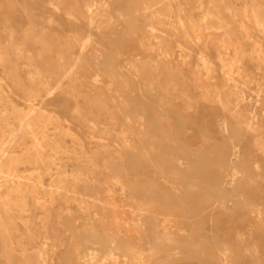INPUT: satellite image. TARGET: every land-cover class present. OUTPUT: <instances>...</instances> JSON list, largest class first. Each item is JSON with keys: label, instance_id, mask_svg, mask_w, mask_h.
I'll use <instances>...</instances> for the list:
<instances>
[{"label": "bare ground", "instance_id": "bare-ground-1", "mask_svg": "<svg viewBox=\"0 0 264 264\" xmlns=\"http://www.w3.org/2000/svg\"><path fill=\"white\" fill-rule=\"evenodd\" d=\"M231 1L0 0V264H264V205L234 220L230 207L254 194L236 192L241 153L216 140L250 137L264 156L252 110H264V77L255 98L243 88L251 68L264 70V46L232 30L264 32V4L245 0L234 13ZM4 85L31 105L19 108ZM200 100L220 114L197 134ZM207 154L219 162L209 166ZM134 158L159 165L154 174L175 160L174 179L187 165L210 171L214 185L186 180V191L232 186L205 210L233 220L184 218L174 210L194 204L155 181L137 185ZM117 191H141L123 236L107 221Z\"/></svg>", "mask_w": 264, "mask_h": 264}, {"label": "rangeland", "instance_id": "rangeland-1", "mask_svg": "<svg viewBox=\"0 0 264 264\" xmlns=\"http://www.w3.org/2000/svg\"><path fill=\"white\" fill-rule=\"evenodd\" d=\"M245 0H233L231 1V3L234 6V13H241L242 12V3ZM247 2H253V1H257L260 2L262 4H264V0H246ZM240 17V16H239ZM250 23V22H249ZM247 31H243L240 32L239 31V26L237 24L233 25V31L234 33L237 34H241V35H245L248 34L250 36H252L253 38H255L254 40L256 42L261 43L264 46V32L260 31L258 27H256L255 25H253L252 23H250L248 26ZM253 40H245L243 41L244 44H246V46L249 47V45L253 44V42H255ZM249 49V48H247ZM264 49V48H263ZM176 50H179V48H176ZM216 55H214L212 57V61L216 62L217 59L215 57ZM251 77L252 79H250L251 81L248 82L246 84V86H244V90L247 93L248 96V100L255 98L258 94L259 89L261 88V86H257L256 83H261L260 82V78L264 77V70L262 69H257L255 67L251 68ZM4 76V72L3 70L0 68V77ZM189 77V75H188ZM7 85H4V90L5 92L8 94H10V98L13 99L15 101V103L19 106V108H26V105H31L30 103L26 102L24 99L23 94L19 93L16 90H13L10 87H6ZM49 98L53 101L58 100L60 98V94L55 92L52 95L49 96ZM35 105L40 104L39 100L34 101L33 102ZM44 107V109L48 110L52 115L54 116H62V113L60 111V109L58 108H54V106L50 105H44L42 106ZM204 107V103L202 100H200V108ZM205 110L207 111V115L205 120H200L197 119V125H194L193 123L191 124L192 126H189L192 128V130H194L197 134L200 133L199 130H201V128H207V124L211 125L213 128L215 127V117L216 115H219V109L217 107H212L210 104H205ZM253 112L257 113L258 116V121H260V123H262L263 127H262V131L264 132V116L262 114H264V110L263 112L261 111V107L259 108V106L256 109H252ZM251 113V112H250ZM194 117L191 118V120H193ZM262 120V121H261ZM195 121V119L193 120ZM64 125L68 126V125H72V122L70 119H68L66 122H64ZM217 147H223L225 145V143L232 141L233 146H235L236 150H239L241 153V159L238 162V169L240 171V173L237 175V180L235 182V184L233 186H235V188H237L236 192L237 193H246V194H254V196H248V199L243 201L241 205H237V206H231L230 209L233 210L234 212H236L233 216L234 220H239L241 217H245V219L250 220L249 218H247L246 216H248L249 211L252 210H256L257 208H261V206H259L260 204L264 205V182L263 180L260 179V174L262 176H264V156H262L260 153L255 152L254 147L252 146V140L250 137H245V138H239L237 136H234L232 133L229 135L224 136H217ZM208 148V146H206V149ZM88 151L90 150L89 148H86ZM219 157L216 154H211V155H206L205 159L202 158V161H204L206 164H208L209 166H211L212 164H216L219 162ZM132 162L133 165H139L141 164L142 167L139 168V173L141 174L137 180L136 179H132L137 185H147V183L149 181H155V186L156 187H161L163 189L164 194L166 195H170V196H175V192L178 191V195L180 198V202L186 200H189L190 203H193L194 206L192 207H187L186 209H184V207L179 206V208H177L176 210H174L175 212L178 211L180 212V215H183V217L185 216L186 218L189 219H193V220H199V219H206V218H215L219 221H226V220H233V218H229L224 216L223 214H221V212H217L214 213V216H210V214H208V212L206 213L205 208L208 207V205L212 204L213 201H215L217 198H225V197H231L232 194L234 192H231V187L228 186V191H205V192H200V193H194V194H190L186 191V180H190L191 182H194L196 184H202L204 182H206V184L208 183L209 185L211 184H215L214 180L212 179V176L208 173L210 171H206L203 168H199V167H194L192 166V169L190 171H188V165L187 167H185V171L180 172L179 175L182 176L178 179H174L172 177H169L171 174H174L175 167H173V164L175 162V160L170 161H166V162H162L159 161L158 163L162 165L161 170H163V173H155L154 171L157 169V167H159V165L155 164L154 166H150L149 163H147V161L145 159L142 158H134L130 160ZM197 159L193 160V165H195L197 163ZM130 162V163H131ZM178 162L181 163H185V160L181 159ZM254 162H258V164L261 165V169H254L253 164ZM73 166H75L74 164H76V161L72 162ZM186 165V164H185ZM74 167H72L71 169H73ZM213 171L216 170V168L212 167L211 168ZM218 179L220 180V178L222 177V175L225 172L224 168H218ZM264 178V177H263ZM185 179V180H184ZM48 183V182H47ZM204 184V185H206ZM203 186V185H202ZM258 186H260V188L262 189L260 191V189H258L259 191H257V188H259ZM139 192L141 191H133L130 195H131V199L130 198H126L122 195V192L117 191L114 194V199L111 201L114 204L117 205L116 210L115 208H113V206L109 205V209H108V225L109 228H117L119 234L121 236H123V234L125 233L126 229H129L130 231L133 230V224L134 222L138 219V216L140 214V212L136 209L135 207V202L137 201V197L138 194H140ZM129 194V193H127ZM139 201L143 202V200L139 199ZM147 201V200H144ZM181 205H184V203H180ZM189 203V205H190ZM192 205V204H191ZM262 208L264 209V207L262 206ZM115 213V216L114 214ZM217 214V215H216ZM250 216V215H249ZM254 216V215H251ZM184 217V218H185ZM131 234V236H134L133 234H135L134 232H129ZM129 233L127 234V237H129L130 239H133L132 237H130ZM120 236V237H121Z\"/></svg>", "mask_w": 264, "mask_h": 264}]
</instances>
